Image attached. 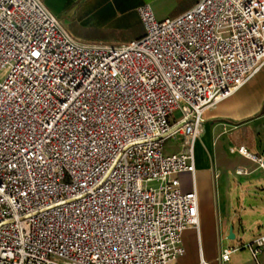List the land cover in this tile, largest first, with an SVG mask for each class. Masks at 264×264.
<instances>
[{
	"label": "built area",
	"instance_id": "built-area-1",
	"mask_svg": "<svg viewBox=\"0 0 264 264\" xmlns=\"http://www.w3.org/2000/svg\"><path fill=\"white\" fill-rule=\"evenodd\" d=\"M137 13L140 37L84 44L42 0H0V264H177L185 253L198 195L178 174L195 170L205 110L264 65V0ZM233 155L264 168L243 145ZM263 247L264 233L219 260L246 248L261 264Z\"/></svg>",
	"mask_w": 264,
	"mask_h": 264
},
{
	"label": "crops",
	"instance_id": "crops-1",
	"mask_svg": "<svg viewBox=\"0 0 264 264\" xmlns=\"http://www.w3.org/2000/svg\"><path fill=\"white\" fill-rule=\"evenodd\" d=\"M61 21L63 27L78 42L84 44L127 43L143 34L137 7L150 3L157 18L176 16L198 0H42ZM202 129L194 140L193 173L180 172L178 178L183 191L195 185L198 194V227L182 232L185 253L177 257V264H196L203 258L211 264H230L220 261V252L227 247V193L230 176H248L264 172L255 168L246 174H236L237 165L247 170L249 159L226 152V143L233 141L263 156L264 161V65L245 85L205 110ZM176 151L181 146L178 137ZM168 151V150H167ZM242 158V159H237ZM235 160L230 165V160ZM241 160V161H239ZM235 236V234H234ZM251 240V239H250ZM249 240V241H250ZM238 251V250H237ZM235 251V252H237ZM248 251V250H247ZM249 253V251H248ZM250 255V253H249ZM264 264V247L260 254ZM254 264L251 258L239 263Z\"/></svg>",
	"mask_w": 264,
	"mask_h": 264
},
{
	"label": "rangeland",
	"instance_id": "rangeland-1",
	"mask_svg": "<svg viewBox=\"0 0 264 264\" xmlns=\"http://www.w3.org/2000/svg\"><path fill=\"white\" fill-rule=\"evenodd\" d=\"M2 72H0L1 78ZM179 138H170L166 141V150H172ZM173 146V147H172ZM230 150L234 153L238 146L231 141ZM242 159V158H237ZM234 160H230L233 165ZM241 161V160H239ZM249 163L247 172L258 167L256 161ZM230 187L227 193L228 214L225 221L228 227L232 226L234 238H226V246H240L250 239L264 233V172H253L248 176H230ZM198 195V194H197ZM251 258L246 248H241L230 255L229 263H239Z\"/></svg>",
	"mask_w": 264,
	"mask_h": 264
},
{
	"label": "water",
	"instance_id": "water-1",
	"mask_svg": "<svg viewBox=\"0 0 264 264\" xmlns=\"http://www.w3.org/2000/svg\"><path fill=\"white\" fill-rule=\"evenodd\" d=\"M227 238H234V233L232 231V226H229V228H228Z\"/></svg>",
	"mask_w": 264,
	"mask_h": 264
}]
</instances>
